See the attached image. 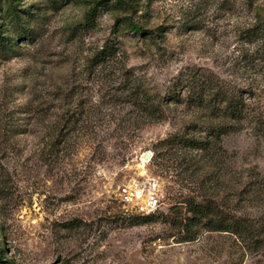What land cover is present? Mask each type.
<instances>
[{
	"label": "rangeland",
	"instance_id": "rangeland-1",
	"mask_svg": "<svg viewBox=\"0 0 264 264\" xmlns=\"http://www.w3.org/2000/svg\"><path fill=\"white\" fill-rule=\"evenodd\" d=\"M127 1L0 0L5 259L264 264V0ZM208 88L243 118H220ZM131 181L156 211L122 206Z\"/></svg>",
	"mask_w": 264,
	"mask_h": 264
},
{
	"label": "trees",
	"instance_id": "trees-1",
	"mask_svg": "<svg viewBox=\"0 0 264 264\" xmlns=\"http://www.w3.org/2000/svg\"><path fill=\"white\" fill-rule=\"evenodd\" d=\"M118 4L120 6L123 7H128L129 3L127 0H117ZM125 19H117L116 23H124ZM122 23V25L127 26V28L131 31L134 32L136 34H145V29L142 28L141 26L131 22V21H126L124 24ZM208 91L206 92L207 96H212L213 97V103L216 104L219 108V117L222 119H232L233 121H237L242 117V114H244L243 112V103L240 102V100H238V98L235 97H227L226 94L224 92H222L220 90V92L216 93L213 92L211 93V88L207 89ZM143 93V92H142ZM215 93V94H214ZM145 94V93H143ZM147 97V95H145V98ZM195 99H193V101H201L199 95L194 97ZM146 105H141L140 107L143 108L145 111H147L149 116H159V107H157L153 102H150V98H146ZM223 103V105H221V103ZM215 105V106H216ZM226 133L225 128H219L217 131H214L212 134L215 135L216 138H220V136L222 134ZM183 142V141H182ZM184 142L186 144H188L191 147L197 148L200 144L197 141H191L190 139ZM196 209H197V215H200V218L203 217L204 215V210H206V206L205 205H195ZM232 222V223H230ZM220 226L223 229V231H227V230H234V232L237 233V230L235 228H238V222L237 220H221L220 221ZM4 251H3V247L0 245V260H3L4 262H6L7 264H14V262L11 259H5L4 257ZM1 262V261H0Z\"/></svg>",
	"mask_w": 264,
	"mask_h": 264
},
{
	"label": "built area",
	"instance_id": "built-area-1",
	"mask_svg": "<svg viewBox=\"0 0 264 264\" xmlns=\"http://www.w3.org/2000/svg\"><path fill=\"white\" fill-rule=\"evenodd\" d=\"M117 191L122 206L140 215L150 214L160 206L152 184L147 181L126 182L121 184Z\"/></svg>",
	"mask_w": 264,
	"mask_h": 264
},
{
	"label": "water",
	"instance_id": "water-1",
	"mask_svg": "<svg viewBox=\"0 0 264 264\" xmlns=\"http://www.w3.org/2000/svg\"><path fill=\"white\" fill-rule=\"evenodd\" d=\"M150 157H151V155H150L149 152H147V153H145V154L143 155V159H144V160H148Z\"/></svg>",
	"mask_w": 264,
	"mask_h": 264
},
{
	"label": "bare ground",
	"instance_id": "bare-ground-1",
	"mask_svg": "<svg viewBox=\"0 0 264 264\" xmlns=\"http://www.w3.org/2000/svg\"><path fill=\"white\" fill-rule=\"evenodd\" d=\"M144 162V161H143ZM146 162V161H145Z\"/></svg>",
	"mask_w": 264,
	"mask_h": 264
}]
</instances>
